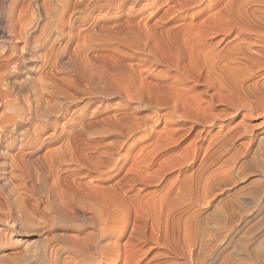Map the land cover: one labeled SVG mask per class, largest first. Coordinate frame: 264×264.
Segmentation results:
<instances>
[{
  "label": "bare ground",
  "instance_id": "1",
  "mask_svg": "<svg viewBox=\"0 0 264 264\" xmlns=\"http://www.w3.org/2000/svg\"><path fill=\"white\" fill-rule=\"evenodd\" d=\"M115 3L0 0V264H142L154 247L166 248L180 258L186 252L195 264H212V223L192 211L182 227V220L172 212L182 200L206 205L215 186L231 175L224 170L219 180L212 181L215 177L208 173L202 180L203 165L179 180L182 171L198 159L200 145L216 120L254 112L228 87L240 86L239 72L251 75L252 67H264V59L247 53L241 43L227 47L224 61L219 56L221 62L215 51L231 36L246 33L264 43V32H249L250 20L264 29V10L250 9L264 1L177 0L170 8L173 11L166 13L181 23L169 29L159 28L155 19L149 22L145 14L136 21L96 23L94 19L91 26L98 33H93L111 34L115 39L130 33L138 53L175 72L161 83L145 77L153 62H132L127 68L120 65L126 78L121 84L103 87L105 81L97 76L101 73H91L80 63V54V60L76 56L81 47L83 53L84 39L89 38L83 31L91 14L110 10ZM159 17L161 21L164 15ZM193 19L198 23L193 24ZM257 53L263 56L264 49ZM235 63L242 66L234 67L241 68L235 82L230 77L236 71L230 73L228 87L215 81V68L225 70ZM239 88L243 90L242 85ZM243 88L245 95L248 90L252 95L250 84ZM115 95L149 107L153 115L163 111L161 117L171 127L155 133L154 126L146 125L139 115V108L129 106L112 116L103 114L105 99ZM78 100L83 102L79 108L74 105ZM218 106L224 109L218 111ZM90 107L94 113L85 117ZM176 118L179 123L174 122ZM103 131L118 139L104 145L98 139ZM62 136L65 147L54 149ZM139 141L147 145L132 153ZM211 141L208 147L216 139ZM260 144L264 145V138ZM169 147L177 152L161 153ZM211 160L209 156L200 166ZM240 200L256 209L264 204V198Z\"/></svg>",
  "mask_w": 264,
  "mask_h": 264
},
{
  "label": "rangeland",
  "instance_id": "2",
  "mask_svg": "<svg viewBox=\"0 0 264 264\" xmlns=\"http://www.w3.org/2000/svg\"><path fill=\"white\" fill-rule=\"evenodd\" d=\"M174 1H177V0H140L139 2L134 4L132 3V0H116V3L112 7V9L103 10V11H95L98 14L93 12L88 21L89 25H87L86 29L83 31V35L85 36V38H88V37L89 38L84 39L85 42L87 41L84 46L85 48L83 49L84 51L83 53H81L82 47L78 49V53L76 52L77 53L76 58L80 60L79 59V54H80L81 56L80 63L83 64L82 65L83 67H85L86 69L93 70V71L89 70L91 73H95V74L101 73V75L97 74V76H99L100 78H102L103 81H105L104 85L103 84L100 85L101 87L102 85L103 87H107L106 85L112 82L114 83L116 82L115 84L117 83L121 84L126 79L124 78L125 77L124 73H122L120 70L121 68L120 65H123L125 66V68H127L129 67L130 64H132V62L133 64L134 63L138 64V63H141L142 61L147 62L149 60H150L149 61L150 63L153 62L152 64L149 63L151 65V68L152 66L154 67L152 69H149L150 71L148 70L144 72L145 74H147L145 75V77L151 76V78L149 77V79L153 81L166 83L167 81H169V77H171L173 74L175 75V72H173L172 74V71L169 70L168 67L162 63H159L158 65L156 62H154L155 60L151 56L149 55L146 56L142 54L140 51H139L140 53H138V50L136 51V48H135L136 45L134 47L135 43L131 42L134 39L132 34L127 32L129 34L123 35L122 37H119V38L116 37L115 39L113 38L114 35L112 36L111 34H108L109 36L106 33H102V34L99 33V35L96 34L95 32L97 31H95L92 26L95 24L97 20L98 21L96 23H104V22L113 21V20H118L122 22L125 20L136 21L139 19L140 16H142L141 14H145L149 17L147 18V20L149 19L148 20L149 22H152L155 19L157 20L158 24L157 23L156 24L157 26H159V28L160 27L164 28L166 26L165 29H169L171 28L172 25L175 26L176 23L178 25L181 23L180 20L178 23V21H176V19L173 18V15H170L171 14L170 12L166 13L168 9L171 12L173 11L170 8H172L171 6L173 5L172 3ZM167 3H168V6H167ZM142 8L143 9L145 8V9L143 10ZM250 9H263L264 10V3L257 4V5L252 4L250 6ZM146 10H148L149 12ZM156 10L159 11L158 14H154ZM154 15L156 16L154 17ZM159 16H162L163 17L162 19L164 20L160 19L161 21H159V19H157V18H160ZM94 19H96V21H94ZM184 20L189 21L190 19L188 17H185ZM192 22L193 24H195V23H198V20L193 19ZM91 23H92V26H91ZM250 24H251V31L249 32H251V34H253L254 32H264V29L262 28L263 26H260L262 25L260 22L259 23L257 21L252 22V20H250ZM172 29H174V27ZM92 30L95 31L94 32L95 34L93 33ZM246 34L241 35L239 38H235L234 36H231L230 38L227 39V41L217 46L216 48L217 52L215 51V53L216 55L219 54L217 55L218 56L217 58L219 59V61L224 58L222 56L226 54L227 47H229L230 45L232 46L235 43H241V45L244 47V50L247 53L253 56L256 55L258 57H262V59H264V55L262 56L261 54L257 53L258 50L264 49V43L256 39L254 37L255 34H253L254 36L252 37L250 36L248 37ZM128 40L131 43H129ZM124 41H127L126 42L127 45L125 44ZM129 45L131 47H134V49L133 48L129 49L130 48ZM82 54L85 56L82 57L83 56ZM219 56H221V59L219 58ZM84 58L86 59V61L89 60L90 62L88 63L85 61V66H84V61L83 63L81 62L82 59L84 60ZM94 61H96L97 64H95ZM221 61H224V59ZM92 64H94V66L96 67L93 68ZM116 64H118L119 67ZM237 66L239 67L240 65L235 63L234 66H230L231 68L228 66L227 69L225 70H221L217 66L218 67L217 70L215 68V70L212 71V75L214 74L213 76L216 82L223 83V84H225L226 82V85L228 87V85L232 83V82L229 83L230 78L231 80L234 79L235 77L237 79V77H239L241 74L242 77L238 78L239 79L238 84H240V86L239 85L238 86L241 87L242 85L243 90H240L241 88H239L238 86L236 87L237 89L236 90L235 87H233L234 83H232L233 85L231 84L230 85L231 87H228V89L231 91L230 93L232 95H235L237 99L240 100L239 102H241L242 100V101H245L247 104L249 103L254 108L253 110L254 112L251 114H247L246 111H241L237 113L236 115H234V117L232 116L231 118H226L225 120L224 119L216 120L212 124V126L209 128V131L207 134L208 135L207 140L200 145V148H199L200 154L198 156V159L194 162V164H192V166L182 171L181 176L179 178V180H181L185 177L192 176V174L194 175V172L197 171L198 168L201 169V167L204 165L203 169H201L202 170V180L204 177L207 176V173H208V176L209 174H212V177H215L214 178L215 180L212 179V181H216V179L219 180L224 175L222 172H224V170L225 171L228 170L231 172L230 177L225 178L228 183L227 182L224 183L225 179L219 182L218 185L215 186V189L212 190L213 191L212 196H210L206 200L207 202L206 205L199 204V203L196 205H190V202L187 203V201L182 200L180 204L172 212V216H175L178 219L180 218L179 220L180 222L182 220L181 222V226H182L183 221L186 219L187 215L188 216L189 214L192 215L191 213H193L192 211H194L195 214L202 216L207 222L212 223V233H213L212 234V254H213L212 264H219V263L220 264H264V204L260 208L256 209V207H254L253 204L245 203L242 200H240L244 198L248 200L258 201L264 198L262 197L264 196V145L260 144V141L263 140L264 138V95H263L264 93L262 94V92H260L264 90V86H263L264 85V67H259V68L256 67V69H254L255 67H252L253 68V69L251 68V70H253L252 74L246 76V74L239 72V69H241L242 66H240L241 68H239L238 70L234 69V67L237 68ZM229 68L234 69V70L229 72L230 71ZM94 69L96 71L98 69L99 70L98 72L96 71L94 72ZM167 70L169 71L166 72ZM226 70L229 73H226ZM234 71H236L237 75L233 74V76H231L230 73L232 74L234 73ZM223 72L228 76H226ZM238 72L240 74H238ZM144 73H143V76H144ZM167 73H168V76H167ZM232 81L235 82V79ZM247 84L248 85L250 84L251 86L252 95L248 93L249 90L246 91L247 93L245 95V91L243 87L248 86ZM86 88H87L86 86L81 87V89H83L84 92H86L87 94L88 90ZM238 88L240 91L238 90ZM228 93L229 92H226V94ZM105 100H106L105 103L101 107L102 109L101 112L103 114L112 116L113 114L117 112H120L122 110H127L129 106L130 108L135 109V110L139 108L140 110L138 111L139 115L143 116L146 125L151 126L150 124H152V127L154 126L153 130L156 131L155 133H157L160 130L167 129V126L171 127V125L167 123L165 125V120H163L164 118L161 117V113L163 111H160L161 113L159 114L155 113L153 115L154 112L151 113L152 109H150L149 107H142L143 105H140L141 107H139L136 104H132L130 102L128 103L123 98H120L118 95H115L111 98H107ZM74 105L76 107L78 106L77 108H79L83 105V102L80 103V101L78 100L76 101ZM221 108L224 109L222 106H218L217 110L218 111L222 110ZM256 108L259 110L256 111ZM93 111H94V107H90L88 108V110L85 111V113H83V115L85 114L84 115L85 117H91L92 114L94 113ZM147 115L149 118L147 117ZM144 116L146 117V119ZM176 119L174 120V122L179 123V120L178 119L176 120ZM170 127H168V129ZM140 132L142 133V131ZM243 132H245L246 134ZM102 133L103 134L100 137H98V139H100L101 143H103L104 145H106V143H109L110 141H115V139H118L113 136L112 138L111 135L108 136L107 134H104V131ZM227 133L229 136L227 135ZM138 135H140V133H137L136 137ZM213 139H216V141L212 143L211 147H208L210 145V142H212L211 140ZM224 142L225 144L222 146V148H220V150L217 151L216 150L217 147H219L220 144ZM55 143L56 144H54L55 146L54 149L55 148L57 149L59 147L62 148L63 144H64L63 146L65 147L66 137L65 136H62L60 138L57 137ZM143 144L144 146L147 145V141H144V142L139 141V143L136 142L135 145L131 148V152L139 153L140 152L139 150H141L140 148L142 147ZM126 146L127 145H124V147L123 146L122 147L125 149ZM169 148H171L170 149L171 151L170 150L168 151ZM169 148L168 149L165 148L164 150H162L161 153H166V154L172 153L173 154L177 152V150L173 151L172 147H169ZM122 152L123 151H121L120 153ZM204 156L205 157L207 156V157L205 158ZM209 156H212V160L209 163H206V164L203 163L200 166V164L202 163V160L206 161ZM242 167L244 168V170H242L243 169ZM219 169L221 172L219 171ZM217 173L219 174V176ZM220 174L221 175L223 174V175L220 176ZM175 175L176 173L173 172L169 176V178L173 180ZM255 224L257 227L255 226ZM182 227H181V230H182ZM232 243H235V245H233ZM166 250L167 249L163 247L162 248L154 247L153 249L150 250V253L148 254V256H146V259L144 260L142 264H146V263L147 264H195L191 262L192 261L191 257L186 252H184V254H182V257L180 258V257L174 256V254L167 253L168 250L167 251ZM159 255H162V256L160 257Z\"/></svg>",
  "mask_w": 264,
  "mask_h": 264
}]
</instances>
